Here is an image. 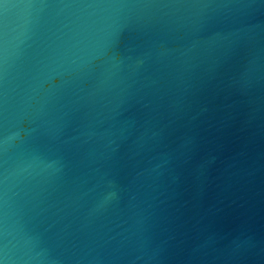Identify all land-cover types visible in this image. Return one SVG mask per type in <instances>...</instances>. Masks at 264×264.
Wrapping results in <instances>:
<instances>
[{
	"label": "water",
	"instance_id": "95a60500",
	"mask_svg": "<svg viewBox=\"0 0 264 264\" xmlns=\"http://www.w3.org/2000/svg\"><path fill=\"white\" fill-rule=\"evenodd\" d=\"M0 264H264V0H0Z\"/></svg>",
	"mask_w": 264,
	"mask_h": 264
}]
</instances>
